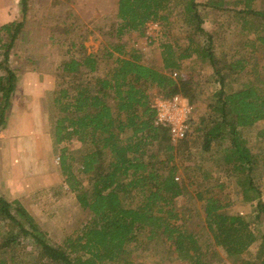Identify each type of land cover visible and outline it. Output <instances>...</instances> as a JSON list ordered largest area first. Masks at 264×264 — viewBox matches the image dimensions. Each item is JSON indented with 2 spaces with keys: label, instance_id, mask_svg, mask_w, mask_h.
<instances>
[{
  "label": "trees",
  "instance_id": "obj_1",
  "mask_svg": "<svg viewBox=\"0 0 264 264\" xmlns=\"http://www.w3.org/2000/svg\"><path fill=\"white\" fill-rule=\"evenodd\" d=\"M19 4L20 17L0 24V131L22 67L11 65V50L25 47L29 63L38 62L42 46H56L65 57L52 71L51 144L86 217L56 240L19 200L0 193V264H145V253L210 264L212 246L232 264H264V188L254 184L264 171V129L254 128L264 122V0H111L113 21L96 26L106 37L95 51L77 33L78 15H54L49 34L42 23L48 15L28 20L29 0ZM173 12L178 19L170 20ZM148 21L165 35L157 67L122 39ZM228 31L242 41H234L239 53L224 72L213 45ZM194 59L210 65L217 87L204 98L205 114L190 112L183 136L172 139L169 123H155L149 91L191 104L204 93L184 76ZM71 140L82 145L79 158L67 147ZM233 184L251 202L249 218L230 207Z\"/></svg>",
  "mask_w": 264,
  "mask_h": 264
},
{
  "label": "rangeland",
  "instance_id": "obj_2",
  "mask_svg": "<svg viewBox=\"0 0 264 264\" xmlns=\"http://www.w3.org/2000/svg\"><path fill=\"white\" fill-rule=\"evenodd\" d=\"M110 1L29 0L26 15L28 20L48 15L49 19L42 23L49 34L52 32L50 28L55 23L54 15L65 17V14L69 12L70 15L66 17L68 19L72 15L71 12L73 15H78L75 26L77 33L79 37L86 34L87 39L84 45L88 51H95L106 37L99 33L96 26L106 29L113 21ZM20 9L19 0H0V24L18 19ZM174 19H178L176 12L170 15V20ZM206 25L210 27L208 21ZM170 30L175 35L172 24ZM230 32L218 35L213 45L218 68H222L224 72L227 70L224 66L235 51L238 52V49L234 47V41H242V38L234 40L232 38L234 35ZM163 33L164 30L160 24L151 28L144 24L140 32L127 31L122 39L127 40L133 48L138 50L144 64L157 67L161 65L158 43L164 39ZM55 47L48 49L46 45L42 46L38 62L33 58L29 63L26 60L25 47L19 45L11 50V65L21 63L22 69L16 70L18 76L15 96L11 100L7 125L0 131V193L8 200H19L51 237L61 240L64 235L79 228L86 217V212L78 205L74 193L64 182V177L58 168L57 152L51 147L50 119H53L55 114L51 98L58 82L52 71L55 60L65 57L62 53H57ZM186 66L184 76L190 84L204 85V93L197 96L198 98H195L191 104H188L184 98L182 101L191 107L189 113L198 117L201 113L205 114L207 108L205 96L217 85L214 86L210 81L212 73L210 65L194 59ZM149 92L152 99L158 95L155 88H151ZM254 128L264 129V122L255 123ZM261 144L264 145V142ZM81 146V143L76 140L67 143L69 150H72L78 158L81 154ZM257 173L254 184L262 189L264 188V171L260 176ZM240 192L241 188L238 185H231L228 195L230 207L249 218L251 202L242 199ZM198 220L201 218L195 217L190 221L189 226L195 228L194 224ZM259 229L264 233V221ZM258 243L257 239L250 248V254L255 252ZM210 249L216 254L210 264H232L231 258H228L219 247L212 246ZM141 257L145 264H178L174 259L170 260L160 255L153 256L151 253L142 254Z\"/></svg>",
  "mask_w": 264,
  "mask_h": 264
},
{
  "label": "built area",
  "instance_id": "obj_3",
  "mask_svg": "<svg viewBox=\"0 0 264 264\" xmlns=\"http://www.w3.org/2000/svg\"><path fill=\"white\" fill-rule=\"evenodd\" d=\"M145 24L151 28L155 27L157 22L148 21ZM182 101L183 98L177 94L170 98H163L160 95H156L151 102V106L156 110L155 123H169L171 125L172 139H178L183 136L187 128L186 118L191 107Z\"/></svg>",
  "mask_w": 264,
  "mask_h": 264
},
{
  "label": "crops",
  "instance_id": "obj_4",
  "mask_svg": "<svg viewBox=\"0 0 264 264\" xmlns=\"http://www.w3.org/2000/svg\"><path fill=\"white\" fill-rule=\"evenodd\" d=\"M45 147H46V146H45ZM51 147H52V144H51ZM13 159H15V160H16V158H14V157H13Z\"/></svg>",
  "mask_w": 264,
  "mask_h": 264
}]
</instances>
